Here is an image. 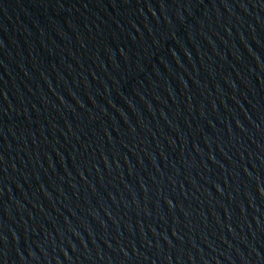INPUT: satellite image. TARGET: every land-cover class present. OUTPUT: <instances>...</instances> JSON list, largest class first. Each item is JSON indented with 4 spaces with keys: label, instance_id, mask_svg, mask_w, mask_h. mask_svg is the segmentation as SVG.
Segmentation results:
<instances>
[{
    "label": "water",
    "instance_id": "water-1",
    "mask_svg": "<svg viewBox=\"0 0 264 264\" xmlns=\"http://www.w3.org/2000/svg\"><path fill=\"white\" fill-rule=\"evenodd\" d=\"M0 264H264V0H0Z\"/></svg>",
    "mask_w": 264,
    "mask_h": 264
}]
</instances>
